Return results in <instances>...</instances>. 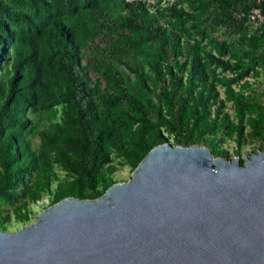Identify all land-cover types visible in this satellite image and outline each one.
Returning <instances> with one entry per match:
<instances>
[{"label":"trees","instance_id":"1","mask_svg":"<svg viewBox=\"0 0 264 264\" xmlns=\"http://www.w3.org/2000/svg\"><path fill=\"white\" fill-rule=\"evenodd\" d=\"M254 6L264 12L262 0H0V201L26 221L45 194L95 198L169 135L228 157L224 131L239 156L247 128L264 135L245 79L264 73V21L246 32Z\"/></svg>","mask_w":264,"mask_h":264},{"label":"water","instance_id":"2","mask_svg":"<svg viewBox=\"0 0 264 264\" xmlns=\"http://www.w3.org/2000/svg\"><path fill=\"white\" fill-rule=\"evenodd\" d=\"M241 159L156 144L99 196L0 229V264H264V150Z\"/></svg>","mask_w":264,"mask_h":264},{"label":"rangeland","instance_id":"3","mask_svg":"<svg viewBox=\"0 0 264 264\" xmlns=\"http://www.w3.org/2000/svg\"><path fill=\"white\" fill-rule=\"evenodd\" d=\"M154 1V0H152ZM156 1V0H155ZM168 0H162V5H165L166 2ZM174 0H169V2H173ZM183 6H187L186 2L182 3ZM253 26H251L250 24L246 25V32L250 33L251 30H253ZM210 33L213 36H217L219 38L222 37L223 31H225L226 29L223 26H216L215 28H210ZM215 72L218 75H222V74H228L230 75L227 71H222L219 67L215 68ZM95 77V75H94ZM245 79H247L250 83H251V89L258 94L262 100H264V97L261 95L262 90L264 89V73L261 74L258 77H254L252 75L246 77ZM219 91H220V96L223 97V92H222V88L220 86H218ZM224 112H228L229 113V118L231 120H234V113H233V109L231 106L230 102H226L225 107L223 108ZM248 128L246 129L245 133L247 132V135H245L243 137V140L241 142V145L238 147L239 149V158H240V162L243 163V159H241V156L243 154H248L250 152H252L253 150H255L256 148H261L262 150H264V135L260 136V137H254V136H250L248 133ZM166 135V134H165ZM218 139H220V147H222L223 149L228 151V154L230 158H233L235 156V150L237 148L236 143H235V139L233 137H229L227 136L224 131L219 132ZM34 142L38 141L37 137H34ZM172 135H169V139L168 141L173 144L172 141ZM117 170L115 172V178L117 179L116 181L119 180H127L132 173V168L130 167V165L127 164H118L117 165ZM55 169L60 172L61 174H64L65 171L60 167V166H55ZM51 201V196L45 194L42 199L40 201H38L37 203L34 204H30V208H31V213H30V217L28 220L26 221H22V220H17L16 217L13 215V212L11 210V208L14 206V204H17L18 202H15L14 204H8L4 201H0V208H3V210H7V211H3L2 214H8L7 219L5 220V224L7 225V229L8 231H15L21 227H23L24 225L29 224L30 222L34 221L39 212L47 207L49 205V202Z\"/></svg>","mask_w":264,"mask_h":264},{"label":"built area","instance_id":"4","mask_svg":"<svg viewBox=\"0 0 264 264\" xmlns=\"http://www.w3.org/2000/svg\"><path fill=\"white\" fill-rule=\"evenodd\" d=\"M148 1L153 2L152 0H148ZM262 1L264 2V0ZM247 17H248V23L255 28L264 21V12L259 6H254L249 10Z\"/></svg>","mask_w":264,"mask_h":264}]
</instances>
